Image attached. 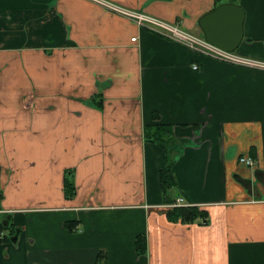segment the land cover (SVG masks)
I'll return each instance as SVG.
<instances>
[{
  "label": "crops",
  "instance_id": "0c3cea01",
  "mask_svg": "<svg viewBox=\"0 0 264 264\" xmlns=\"http://www.w3.org/2000/svg\"><path fill=\"white\" fill-rule=\"evenodd\" d=\"M105 1L202 38L237 3L250 63L92 0H0V264H264V0ZM157 124L181 141L174 199L197 222L167 217Z\"/></svg>",
  "mask_w": 264,
  "mask_h": 264
},
{
  "label": "trees",
  "instance_id": "16d2710c",
  "mask_svg": "<svg viewBox=\"0 0 264 264\" xmlns=\"http://www.w3.org/2000/svg\"><path fill=\"white\" fill-rule=\"evenodd\" d=\"M144 138L147 142L159 146L164 151V158L166 160L165 166L160 170V184L164 201L166 200L172 208L167 210V217L173 222L193 223L206 217V213L199 211L195 206H179L176 204L175 193L177 192V184L174 180L172 167L174 165L175 151L173 146L180 140L176 139L173 133V127L167 124H157L147 126L144 130ZM181 142V141H180ZM176 150V149H175ZM173 151V152H172ZM164 160V161H165ZM5 227L0 224V234ZM13 231V230H12ZM145 236L139 235L136 239V252L144 255L146 252ZM105 256L99 255L96 264H105Z\"/></svg>",
  "mask_w": 264,
  "mask_h": 264
},
{
  "label": "built area",
  "instance_id": "2783aa9c",
  "mask_svg": "<svg viewBox=\"0 0 264 264\" xmlns=\"http://www.w3.org/2000/svg\"><path fill=\"white\" fill-rule=\"evenodd\" d=\"M92 1L103 3L106 6V8H108L112 12L126 16L127 18H129V20H132L137 25L142 27H149L152 31L156 33L162 34L165 37H169L178 42H181L185 46L187 45V47L190 48L191 50L202 51L205 55H208L209 57L214 58L216 60L234 63L238 65L250 63V60L241 58L239 54L236 55L233 52H227L225 50H222L210 44L202 37L192 35L186 31H182L176 26H172L170 24L162 22L145 13L127 10L123 7H120L117 4H113L105 0H92ZM133 40H136V38H134ZM240 163L250 169L256 168V164L253 161V159L247 156L241 157ZM182 203L183 201L181 199L177 201V205H182Z\"/></svg>",
  "mask_w": 264,
  "mask_h": 264
},
{
  "label": "water",
  "instance_id": "95a60500",
  "mask_svg": "<svg viewBox=\"0 0 264 264\" xmlns=\"http://www.w3.org/2000/svg\"><path fill=\"white\" fill-rule=\"evenodd\" d=\"M244 9L236 4H221L202 16L198 25L210 44L234 52L243 40ZM14 236L12 240H17Z\"/></svg>",
  "mask_w": 264,
  "mask_h": 264
}]
</instances>
